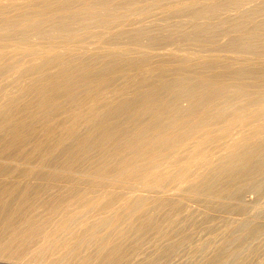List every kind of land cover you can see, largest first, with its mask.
I'll use <instances>...</instances> for the list:
<instances>
[{"label":"bare ground","instance_id":"bare-ground-1","mask_svg":"<svg viewBox=\"0 0 264 264\" xmlns=\"http://www.w3.org/2000/svg\"><path fill=\"white\" fill-rule=\"evenodd\" d=\"M0 264H264V0H0Z\"/></svg>","mask_w":264,"mask_h":264},{"label":"rangeland","instance_id":"rangeland-1","mask_svg":"<svg viewBox=\"0 0 264 264\" xmlns=\"http://www.w3.org/2000/svg\"><path fill=\"white\" fill-rule=\"evenodd\" d=\"M37 43H40V42H37ZM44 43V44H43ZM42 44L43 45H45V46H52V45H56V44H58L59 42L58 41H55V43H54V41H50V42H43ZM52 43H54V44H52ZM30 44H31V42H30ZM47 44V45H46ZM15 46H18V45H15ZM248 196V195H247ZM250 196H252L251 198H250ZM254 196V197H253ZM253 198H255V195L254 194H252V193H250V195H249V198L248 199H250V200H252ZM202 243V242H201Z\"/></svg>","mask_w":264,"mask_h":264}]
</instances>
